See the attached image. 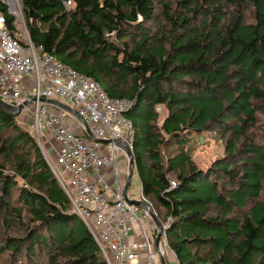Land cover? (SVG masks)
I'll list each match as a JSON object with an SVG mask.
<instances>
[{
  "label": "trees",
  "instance_id": "obj_1",
  "mask_svg": "<svg viewBox=\"0 0 264 264\" xmlns=\"http://www.w3.org/2000/svg\"><path fill=\"white\" fill-rule=\"evenodd\" d=\"M21 6L35 45L133 102L142 196L178 262L264 264V0ZM19 117L0 105V264H107ZM206 135L222 151L201 168Z\"/></svg>",
  "mask_w": 264,
  "mask_h": 264
},
{
  "label": "built area",
  "instance_id": "obj_2",
  "mask_svg": "<svg viewBox=\"0 0 264 264\" xmlns=\"http://www.w3.org/2000/svg\"><path fill=\"white\" fill-rule=\"evenodd\" d=\"M60 1L66 11L73 7V0ZM2 7L13 16L12 29ZM0 100L22 107L20 117L29 118L30 132L107 264H162V257L165 264H180L163 238L168 224L161 225L157 249V230L148 211L129 204L123 195L127 172L120 159L127 163L128 156L115 141L132 151L133 126L125 115L133 102L108 96L98 83L35 45L21 0H0ZM42 100H59L77 116ZM50 140L53 161L45 152ZM170 184L175 187V182ZM129 190L128 199H134ZM138 197L150 206L142 195ZM140 210L144 222L137 216Z\"/></svg>",
  "mask_w": 264,
  "mask_h": 264
},
{
  "label": "water",
  "instance_id": "obj_3",
  "mask_svg": "<svg viewBox=\"0 0 264 264\" xmlns=\"http://www.w3.org/2000/svg\"><path fill=\"white\" fill-rule=\"evenodd\" d=\"M42 102L44 103H47V104H51V105H54L62 110H65L67 111L68 113L74 115V116H77L76 112L70 108L69 106H67L66 104H63L61 102H57L55 100H42ZM0 105L2 107H4L6 110H8L9 112H11L12 114H15V115H19V112L20 110L22 109L21 106L17 107V108H14L13 106L3 102L0 100ZM78 120L79 121H82L79 117H78ZM86 131H87V134L88 136L93 140V137L88 129V127H86ZM200 142L203 143V137H200ZM105 143H108L109 141H104ZM115 143L120 146L122 149L126 150V153H127V156H128V168H127V178L125 179V183H124V187H123V195L124 197L126 198V200L128 201L129 204L131 205H135L143 210H146L148 211V214L152 220V222L154 223L155 227H156V230H157V234H156V237L154 239V242H155V245H156V248L158 249L159 248V245H160V242H161V235H162V228H161V225L160 223L157 221L156 219V216L154 215V213L151 211L150 209V206L142 201H139V200H134V199H128L127 197V190L129 188V185H130V180L132 178V174H133V171H134V159H133V151H131L130 148H128L126 145L122 144L121 142L119 141H115ZM161 263L162 264H165V260L164 258L162 257L161 258Z\"/></svg>",
  "mask_w": 264,
  "mask_h": 264
},
{
  "label": "rangeland",
  "instance_id": "obj_4",
  "mask_svg": "<svg viewBox=\"0 0 264 264\" xmlns=\"http://www.w3.org/2000/svg\"><path fill=\"white\" fill-rule=\"evenodd\" d=\"M19 121L22 124L23 127L27 128V130L29 131V123L30 120L29 118H22L19 117ZM198 146H197V150H194L192 152V159L201 167V168H206L214 159H216L218 156L221 155V151H222V146L221 143L219 141H215L213 135H206L205 136V141L203 140V143L200 142V139L198 140ZM52 146V141H47L45 144V148L48 151V149H51ZM46 152V156L49 160L53 161L54 159V154L51 152ZM130 197L132 198H138L139 197L133 193L129 194ZM137 216L140 220H142L144 222V218H143V213L142 210H140L137 213Z\"/></svg>",
  "mask_w": 264,
  "mask_h": 264
},
{
  "label": "crops",
  "instance_id": "obj_5",
  "mask_svg": "<svg viewBox=\"0 0 264 264\" xmlns=\"http://www.w3.org/2000/svg\"><path fill=\"white\" fill-rule=\"evenodd\" d=\"M57 102H61L59 100H55ZM63 103V102H61ZM64 104V103H63ZM160 112V111H159ZM70 122H72V120H70ZM202 137V136H201ZM200 138V137H199ZM198 138V140H199ZM204 140V138H203ZM49 151H51L49 149ZM120 165L122 167V170L123 171H126L127 172V168H128V162L127 163H123V159H120ZM135 165V164H134ZM129 188L130 190L129 191H133L134 194H136L137 196H140L142 195V192H141V184H140V181H139V178H138V175H137V172H136V168L134 166V171H133V174H132V178L130 180V185H129ZM172 259V256H168L167 257V261L170 262Z\"/></svg>",
  "mask_w": 264,
  "mask_h": 264
}]
</instances>
